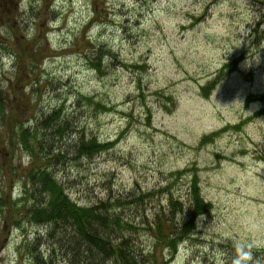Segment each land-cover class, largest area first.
I'll list each match as a JSON object with an SVG mask.
<instances>
[{"label": "rangeland", "instance_id": "1", "mask_svg": "<svg viewBox=\"0 0 264 264\" xmlns=\"http://www.w3.org/2000/svg\"><path fill=\"white\" fill-rule=\"evenodd\" d=\"M259 7L255 0H0L1 87L14 74L9 50L36 47L41 56L31 61L39 89L22 88L32 91L22 119L62 107L71 131L63 146L81 133L112 144L50 163L74 202L118 200L117 211L139 222L167 212L172 197L186 215L195 176L211 208L167 264H233L227 243L256 250L252 264H264V103L255 98L264 92V32L257 36L251 28ZM100 45L112 55H97ZM99 55L96 68L89 58ZM237 56V70L204 96L200 86ZM247 95L252 101L245 102ZM3 131L0 124V195L17 201L29 160L17 146L10 156ZM138 192L151 195L143 204L128 203ZM21 212L0 217V264H32L24 254L35 243L45 252L42 264H67L48 258L44 228L12 224ZM124 235L151 262L145 225Z\"/></svg>", "mask_w": 264, "mask_h": 264}, {"label": "trees", "instance_id": "2", "mask_svg": "<svg viewBox=\"0 0 264 264\" xmlns=\"http://www.w3.org/2000/svg\"><path fill=\"white\" fill-rule=\"evenodd\" d=\"M255 1L260 7L251 28L252 33L258 36L260 31L264 32L259 29L264 24V0ZM39 32L43 36L42 31ZM38 34L33 37L37 39ZM90 46L93 45L90 44ZM101 46L98 47L97 55L103 53L112 55L107 45ZM2 48L6 47L2 45ZM27 51L19 53L8 51L7 56L14 60V74L11 81L7 82L8 87L2 88L0 84V124L4 126L3 133L8 139L10 156L12 148L17 146L29 160V163L22 168L24 177L21 184V196L16 199L17 201L0 195V217H11L16 212L22 211L23 217H18L12 224L20 226L28 223L44 228L46 240L49 243L46 252H49L48 258L52 257V260L60 257L63 260L67 259V264H106L109 261L114 264H167L173 258L179 244L192 236L196 228V219L208 213L211 208L210 203L205 202L200 195L195 176L188 188L189 202L186 215L183 214L182 201L172 197L168 201L167 212L165 210L155 212L150 221L147 217H143L139 222L125 219L119 213L118 205L121 202L118 200L107 198L87 206L74 202L56 178L50 163L67 158L66 156H71L72 159L92 156L109 149L112 144L81 133L70 143V146L67 148L63 146L60 140L65 133L71 131H68L69 122L62 114V107L49 108L48 111L41 110L39 115H33L32 120L31 118L22 119L28 106V97L32 94V91H24L22 88L32 84L37 87L39 73L35 71L37 65L33 62L41 59L36 47L34 50ZM100 55L89 58L92 66L100 68ZM27 56L30 62L24 64L23 59ZM241 59V56H237L221 65L215 77L200 86L201 93L207 96L219 80L237 70ZM33 70L35 72L31 77L30 72ZM37 88L39 89V86ZM252 98L251 95H247L245 102L252 101ZM255 98L264 103V92ZM98 104L95 103L96 106ZM260 112L262 111L255 112V116ZM262 159L264 160V152H262ZM10 168H12L11 165ZM150 195L151 193H132L127 198V202L143 204ZM178 214H182L181 221L177 220ZM141 224L145 225L153 240L152 252L147 251L151 254V262L150 259L147 261L146 257L143 258L144 253L137 250L131 244V239L124 235V232L136 231ZM35 242L41 243V238L36 236ZM35 245L33 247L37 249L34 251L28 244L25 258H29L28 262L31 261L32 264L45 263V252L39 253L40 249L36 243ZM225 246L226 258L231 263L245 264L247 261L248 264H252L253 258L250 257L256 255V250L254 252L247 246L233 243H227ZM157 248L161 250L165 248L167 254L157 256L155 254ZM249 252H252V255ZM256 264L261 262L257 261Z\"/></svg>", "mask_w": 264, "mask_h": 264}]
</instances>
